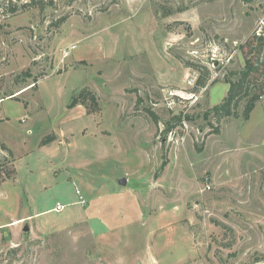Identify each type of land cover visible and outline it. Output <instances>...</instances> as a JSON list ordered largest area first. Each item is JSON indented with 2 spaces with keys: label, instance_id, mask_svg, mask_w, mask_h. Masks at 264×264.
<instances>
[{
  "label": "rangeland",
  "instance_id": "obj_1",
  "mask_svg": "<svg viewBox=\"0 0 264 264\" xmlns=\"http://www.w3.org/2000/svg\"><path fill=\"white\" fill-rule=\"evenodd\" d=\"M53 1L0 10V264H264V97L205 118L264 0Z\"/></svg>",
  "mask_w": 264,
  "mask_h": 264
},
{
  "label": "trees",
  "instance_id": "obj_2",
  "mask_svg": "<svg viewBox=\"0 0 264 264\" xmlns=\"http://www.w3.org/2000/svg\"><path fill=\"white\" fill-rule=\"evenodd\" d=\"M53 4V0H0V10L3 17H8L16 15L19 11H28L31 8L44 10L45 7L53 6ZM155 14L158 15L157 13ZM171 14V12H167L164 17H168ZM60 21L62 23L65 19L63 18ZM241 51L245 56L244 70L237 75L235 80L228 81L229 91L227 97L221 104L216 105L206 113V119L213 115L212 118L219 122L223 118L238 117L241 109L242 117L245 120H249L257 104L264 97V33L252 34L242 45ZM190 66L202 72L195 87V92L197 93L208 86L210 72L207 68L195 64H190ZM36 86L37 81H35L34 87ZM89 101H91L94 108H98L97 97L89 90L84 89L72 98L68 108L73 109L77 105L89 108L91 106ZM186 120L182 115L177 116L174 119L173 127H170L168 131L172 132L176 128L183 127ZM214 132L218 133L219 131L216 128ZM55 140L56 137L54 135H49L42 140L41 145L46 146ZM3 149L8 151L10 156L13 157V152L8 147L4 145ZM165 166L166 163L162 167L164 168Z\"/></svg>",
  "mask_w": 264,
  "mask_h": 264
},
{
  "label": "built area",
  "instance_id": "obj_3",
  "mask_svg": "<svg viewBox=\"0 0 264 264\" xmlns=\"http://www.w3.org/2000/svg\"><path fill=\"white\" fill-rule=\"evenodd\" d=\"M195 83H196V78H194V77L189 79V81H188V84L190 86H194ZM65 208L66 207L64 205H61L60 203H58L56 208L54 209V212L60 213V212L64 211Z\"/></svg>",
  "mask_w": 264,
  "mask_h": 264
},
{
  "label": "water",
  "instance_id": "obj_4",
  "mask_svg": "<svg viewBox=\"0 0 264 264\" xmlns=\"http://www.w3.org/2000/svg\"><path fill=\"white\" fill-rule=\"evenodd\" d=\"M122 184L125 185V184H126V181L123 180V181H122ZM25 231H26V232L29 231V228H28L27 226H26V228H25Z\"/></svg>",
  "mask_w": 264,
  "mask_h": 264
}]
</instances>
